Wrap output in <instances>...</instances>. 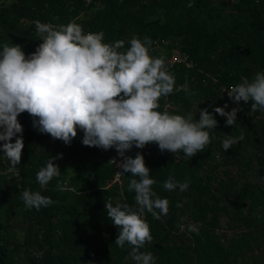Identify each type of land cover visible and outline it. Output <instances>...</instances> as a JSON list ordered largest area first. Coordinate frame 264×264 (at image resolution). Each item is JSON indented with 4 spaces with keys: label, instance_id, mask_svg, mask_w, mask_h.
<instances>
[{
    "label": "trees",
    "instance_id": "trees-1",
    "mask_svg": "<svg viewBox=\"0 0 264 264\" xmlns=\"http://www.w3.org/2000/svg\"><path fill=\"white\" fill-rule=\"evenodd\" d=\"M192 2L189 8V0H0V46L7 41L21 45L26 54L33 52L41 42L34 20H75L85 32L103 31L105 42L124 39L125 47L133 35L177 41L193 67L169 70L176 77V90L160 100L158 110L168 104L167 111L195 113L198 120L200 109L213 112L227 103L225 111H230L237 106L221 87L264 71V0ZM150 54L156 56L152 47ZM239 107L232 126L213 112L218 123L209 130L212 142L188 160L182 153L178 160L172 153H161L155 144L125 153L134 157L141 152L157 182L152 190L169 201L167 216H145L153 242L140 251L151 252L155 264H264V113H251L250 104L243 101ZM18 120L24 148L16 166L17 183L2 175L10 162L0 151V264H25L21 249L29 264H128L130 248L114 244L118 230L106 218L104 203L111 199L114 206L119 201L135 207L134 193L128 191L130 173H125L121 188H105L113 174L106 161L111 149L83 146L79 130L65 145L36 131L27 113ZM226 135L244 139L225 151L221 141ZM58 154L62 158L53 163L60 174L41 189L36 172ZM169 175L178 182L190 181L188 190H164ZM58 182L66 184L64 191L57 189ZM28 189L39 190L54 203L39 211L25 208L21 193ZM178 202L183 207L177 208ZM19 216L22 241L10 233L11 221ZM189 224L196 225L198 233L187 231ZM227 226L244 232L235 237L215 233ZM30 248L38 254L28 257Z\"/></svg>",
    "mask_w": 264,
    "mask_h": 264
},
{
    "label": "clouds",
    "instance_id": "clouds-1",
    "mask_svg": "<svg viewBox=\"0 0 264 264\" xmlns=\"http://www.w3.org/2000/svg\"><path fill=\"white\" fill-rule=\"evenodd\" d=\"M187 7H193L192 0ZM33 24L41 41L33 52L26 54L21 45L7 41L0 46V151L10 162L9 171H17L21 163L23 126L18 117L24 113L31 117L36 131L65 145L71 144L79 130L83 146L115 149L123 162L117 164L115 158L111 162L121 169L117 176L130 173L133 177L128 191L134 193L135 207L119 201L114 206L111 199L104 203L106 218L118 230L114 244L121 249L127 245L134 264H155L151 252L140 251L153 242L145 216L151 214L154 220L167 216L169 201L152 190L157 182L149 175L141 152L134 157L125 153L133 147L143 149L155 144L161 153H172L177 160L180 153L187 160L196 156L212 142L209 130L218 123L213 112L226 118V126L235 124L241 101L250 104L251 113H264V71L225 89L236 107L225 111V103L214 107L213 112L200 109L196 120L195 113L167 111L168 104L165 110H158L160 100L176 90V77L163 56L150 54V37L141 40L133 35L125 47L124 39L105 42L103 31L85 32L75 20L67 24L34 20ZM187 94L195 95L191 91ZM243 139V135H226L222 148L227 151ZM58 158L62 154L49 158L36 172L41 189L60 174L53 163ZM189 183L169 175L162 187L169 192H185ZM57 189L65 190L59 182ZM21 199L25 208L37 211L54 203L39 190H24ZM175 206L181 208L183 204ZM178 227L185 230V225ZM187 231L198 233V228L189 224Z\"/></svg>",
    "mask_w": 264,
    "mask_h": 264
},
{
    "label": "built area",
    "instance_id": "built-area-1",
    "mask_svg": "<svg viewBox=\"0 0 264 264\" xmlns=\"http://www.w3.org/2000/svg\"><path fill=\"white\" fill-rule=\"evenodd\" d=\"M118 1H121V0H118ZM152 41H153L152 49H154L156 56H163L165 58V61H166V64L168 65L169 70H171L176 65H182L183 67H185L187 69L193 67V62L191 60H189L186 53H184L181 50L180 45L178 44L177 41H170L169 39H165V38H161V37L160 38L157 37V38L153 39ZM229 87H221V93L226 98H228V96H227V91H225V89H227ZM114 158H115L117 164L123 162L122 158L118 157L115 149H111L106 153V161H107L108 165H110L112 167L113 174H112V178H111L110 182L107 183L105 188H109L110 186H117L118 188L122 187V182H123V178L125 176V173L121 176H117L116 173L120 172L121 169L111 162V160H113ZM9 168H10V165L7 166L6 170L3 171L2 174L9 175L11 173H15V175H16L15 181H17L18 180L17 171H9ZM6 172H9V173H6ZM63 186L65 187L66 184H63ZM69 189L71 190L72 188H69ZM226 231L227 230H225L222 227H218L215 229L216 234L224 235V234H226Z\"/></svg>",
    "mask_w": 264,
    "mask_h": 264
},
{
    "label": "rangeland",
    "instance_id": "rangeland-1",
    "mask_svg": "<svg viewBox=\"0 0 264 264\" xmlns=\"http://www.w3.org/2000/svg\"><path fill=\"white\" fill-rule=\"evenodd\" d=\"M213 3L215 4H220V3H225L227 0H211ZM6 173H9V172H6ZM4 175V174H2ZM6 177V179L9 181V180H14L15 181V178H16V175L15 173H11L9 175H4ZM17 183V181H16ZM234 226V225H233ZM233 226H227L225 230L227 234H229L228 236H231V237H235V236H238L239 234H241L242 232H244V229L241 228V227H233ZM23 232H24V225H23V222H22V218L19 216V217H16L15 219H13L11 221V225H10V233L12 234H15V236L17 237V240H21L23 239ZM29 252L30 253H26V255L29 256H35L37 255V251H35L33 248H30L29 249ZM37 253V254H36ZM19 257L22 259V261H24L25 264H29V261L25 258V254L24 252L22 251L21 249V252L19 254ZM128 264H134V262L129 258L128 260Z\"/></svg>",
    "mask_w": 264,
    "mask_h": 264
}]
</instances>
